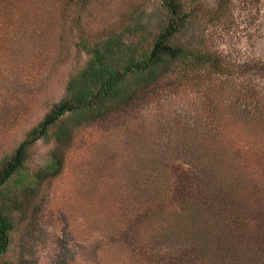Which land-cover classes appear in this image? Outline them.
I'll return each instance as SVG.
<instances>
[{
  "label": "rangeland",
  "instance_id": "rangeland-1",
  "mask_svg": "<svg viewBox=\"0 0 264 264\" xmlns=\"http://www.w3.org/2000/svg\"><path fill=\"white\" fill-rule=\"evenodd\" d=\"M178 1L193 14L182 23L174 42L222 55L227 65L222 76L231 88L224 87L223 97L235 89L245 96L212 106L204 103L201 93L157 88L117 110L111 101L101 119H95L99 112L94 120L73 124L65 114L62 120L68 134L57 139L53 136L56 126H48L46 136L29 146L28 157L9 183L8 196L20 207L14 212V229L1 262L170 264L172 252L179 255L187 242H199L198 233L211 231L207 203L191 226L179 229L173 217L182 213L170 212L175 204L169 199L182 171L190 174L194 161L209 160L212 151L207 145L216 131L215 109L237 172L246 167L252 170L254 161L259 170L264 169V0ZM0 2L5 7L0 11V160L11 155L66 94L68 81L89 59L86 45L128 26L142 28L135 39L144 34L148 40L164 17L161 0H74L67 13L65 0ZM180 71L179 64H172L163 79ZM242 148H248V162L243 155L237 157ZM54 158L66 166L51 173L47 169ZM37 171L45 172L38 184ZM237 172L232 168L215 171L209 198L216 199V193L234 195L239 186L262 184L249 171L236 179ZM195 180L185 184L200 195ZM134 187L143 189L136 201L131 195ZM148 192L167 197L164 219L133 221L136 211L123 204L120 213L112 214L119 196L135 205L154 202L155 198L147 199ZM107 218L115 221L117 229L121 220L123 227L130 224L132 229L120 233L104 223ZM119 234L122 243L116 242ZM150 243L154 257L141 259L140 252L149 250Z\"/></svg>",
  "mask_w": 264,
  "mask_h": 264
},
{
  "label": "trees",
  "instance_id": "trees-1",
  "mask_svg": "<svg viewBox=\"0 0 264 264\" xmlns=\"http://www.w3.org/2000/svg\"><path fill=\"white\" fill-rule=\"evenodd\" d=\"M161 1L164 9L163 22L159 24L154 33L150 34L148 40L144 39V34L140 40L135 39L134 37L140 33L142 28L128 26L86 45L85 51L89 54V59L68 81L66 94L53 104L41 121L40 126L34 127L28 138L23 140L11 155H5L1 158L0 257L5 254L8 248L9 234L14 229L15 223L14 212L20 207V202H16L14 198L10 199L11 196H8L9 183L28 157L27 149L29 146L37 139L46 136L48 126H56L53 136H56L57 139L68 134V125L66 126L62 120H65L63 118L65 114L68 117L67 120H72L73 124L91 120L100 112L95 117L97 119L105 115V110L111 101H115L114 110H117L137 103L142 97L149 96L157 88L189 90L194 94L201 93L200 96L204 103L212 106H219L218 102L223 99L231 102L235 97L245 96L235 89L229 96L226 94L223 97L222 92L228 87L227 77L222 76L223 67H227L222 55L216 54L214 51L197 50L189 45L174 42L182 23L193 12L192 10L186 12L178 0ZM222 1L220 0V2ZM73 4L74 0H65L64 9L66 8V13ZM3 9L5 7L0 5V11ZM176 63L181 66L180 73L177 76H167L166 79H163L165 77L162 74L170 65ZM201 88H203L202 92H200ZM218 111L215 109L216 116L212 114L216 120V131L210 136V142L207 145L212 151L209 153V160L203 164L194 161L195 166L190 174L188 171H182L181 179L178 178L170 190L169 199L175 204L170 212L182 213L181 217H173L177 219L174 224L179 229L183 225L191 226L192 220L198 218L199 208L204 207L207 203L211 207L209 212L211 231L210 234L198 233L199 242L195 244L187 242V248L179 255L174 256L175 252H172L173 260L170 264H196L197 261L201 264H264V169L259 170V166L254 161L250 164L253 166L252 170L246 167L237 172V165L234 160L230 159L229 150H226L229 141L222 132V122L219 120ZM260 124L258 122L255 125ZM247 149L242 148L237 157L241 158L243 155L247 161ZM242 164L240 163L239 166ZM244 164L247 166L246 163ZM199 165L203 166L199 168ZM65 166L54 158L52 170H47L54 173L53 170L57 172ZM231 168L232 171L237 172L235 173L236 179H238V175L241 176L245 172L247 174L249 171L250 174L254 173L257 180H260L259 183L262 184L253 187H249L248 184L245 187L239 186V192H234V195L224 196L223 194L221 197L222 194L216 193L214 195L216 199L209 198L212 195L211 187L215 180L213 173L215 171H227ZM203 172L206 173L202 176L199 175ZM43 173L45 172L37 171L34 174L36 184L41 181ZM191 179L192 181L196 179L199 192L205 195L195 194L189 189V185L185 184V181L189 182ZM134 188L135 194L132 190L131 195L136 201L138 194L143 193V189ZM243 191L245 192L243 193ZM156 194L148 192L147 199L155 198L153 199L154 202L148 201L136 205L133 202H123V196H119L118 205H112V214L120 213V209H124L121 207L123 204L126 209L130 208V210L136 211L132 215L133 221L143 222V220L151 218L160 221L165 216L164 203L167 197H155ZM112 214H108V217H111ZM104 223L107 226L115 227V221H112L111 218L104 219ZM117 223L118 229L116 227L115 229L120 233L131 228L130 224L123 227L124 222L122 220ZM122 236L118 235L117 243L123 242ZM161 241L159 240L157 243ZM168 243L170 244V242ZM128 247L131 252L133 250L132 245L128 244ZM150 247L152 249L149 248V250L145 249L140 252L141 259L154 257L155 251L153 250L155 248L151 243ZM159 249L162 250V247ZM211 259H214L215 263H212ZM153 261H155L154 263L158 262L156 259ZM0 264L12 263L0 261Z\"/></svg>",
  "mask_w": 264,
  "mask_h": 264
}]
</instances>
